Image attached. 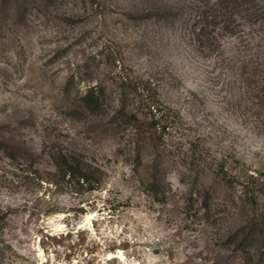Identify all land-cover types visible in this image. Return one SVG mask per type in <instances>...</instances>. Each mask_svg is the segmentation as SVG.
Segmentation results:
<instances>
[{
  "label": "rangeland",
  "instance_id": "1",
  "mask_svg": "<svg viewBox=\"0 0 264 264\" xmlns=\"http://www.w3.org/2000/svg\"><path fill=\"white\" fill-rule=\"evenodd\" d=\"M215 2L0 0V264H256L255 250L248 262L227 242L251 208L218 162L264 172V99L243 73L264 59V18L238 13L225 28L221 15L216 45L199 46L192 25L203 10L219 15ZM122 76L151 83L170 125L137 169L133 133L109 121ZM96 83L109 114L73 109ZM66 148L106 169L101 188L60 193L41 180ZM157 153L165 201L147 189Z\"/></svg>",
  "mask_w": 264,
  "mask_h": 264
},
{
  "label": "trees",
  "instance_id": "2",
  "mask_svg": "<svg viewBox=\"0 0 264 264\" xmlns=\"http://www.w3.org/2000/svg\"><path fill=\"white\" fill-rule=\"evenodd\" d=\"M215 3L220 8L219 15L209 10H203L195 18L192 25L194 26L193 41L197 44L199 43V46L206 43L211 46L216 45L217 38L214 31L216 26L222 21L221 15L229 18L225 20V28L231 26L233 17L238 13L243 12L241 15L254 19L259 18L262 14L261 18H264V12H259L258 0H216ZM158 16L168 19L169 17H176L177 13L170 11L161 14L160 12ZM249 63L243 66V73H247L245 75L247 80L249 79V84L255 85L259 92H262L261 96L264 99V59L255 58ZM118 81L120 82L121 97L118 99L114 113L109 121L117 126L123 125L133 133L134 137L130 141V145L134 146L133 161L134 167L137 169L138 166L143 165L142 151L151 143L159 147L162 133L170 126L164 120L167 111L149 81L139 82L129 76H122ZM78 102L77 105L73 106L76 111L80 110L96 115L109 114L106 88L102 84H90L85 91L78 95ZM132 102H137L142 107L147 108L149 113H151L150 118H141L137 110L131 108ZM51 158L52 167L47 170L46 176H41V180L55 186L60 193L84 194L89 191L93 192L101 188L107 175L106 169L96 159L73 149L54 150ZM230 158L235 162L234 168L241 164L235 154H231L227 159ZM163 167L161 156L157 153L156 158L152 162L153 172L147 183V189L159 201H165V193L167 192V187L164 188V178L161 176ZM218 167V175L227 187H234L235 184L241 186L242 193L251 208V213L246 222L231 234L227 242L235 244L236 250L246 253L248 262L252 261L250 260L253 256L251 250H255L256 264H262L264 263V207H262L264 205L261 204V201L264 194V172H251L242 164L239 169L236 168L238 170L235 173H232L227 168L226 158H222L218 162ZM34 171L38 172V170L33 169L30 172ZM211 193V187L206 188L203 196V205L206 213L210 209L208 199L211 197ZM59 211L60 209H56L52 212L56 213ZM69 234L71 235L68 232L67 236ZM55 238L64 240V233ZM79 241H84V238H80ZM68 248L69 250L72 249L70 246Z\"/></svg>",
  "mask_w": 264,
  "mask_h": 264
},
{
  "label": "bare ground",
  "instance_id": "3",
  "mask_svg": "<svg viewBox=\"0 0 264 264\" xmlns=\"http://www.w3.org/2000/svg\"><path fill=\"white\" fill-rule=\"evenodd\" d=\"M113 256H116V254H115V255H112V257H113Z\"/></svg>",
  "mask_w": 264,
  "mask_h": 264
}]
</instances>
